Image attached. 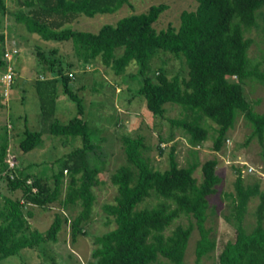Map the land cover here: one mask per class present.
<instances>
[{"label": "trees", "instance_id": "obj_1", "mask_svg": "<svg viewBox=\"0 0 264 264\" xmlns=\"http://www.w3.org/2000/svg\"><path fill=\"white\" fill-rule=\"evenodd\" d=\"M11 1L16 5L14 12L9 10L6 0H0L3 53L0 67L6 66L5 71L11 67L15 79L17 44L12 43L11 49L6 47L2 32L4 19L10 16L38 41L33 50L42 69L34 81L43 127L33 131L26 126L18 147L23 153L36 149L43 142L44 132L63 138L64 144L70 139L79 140L81 146L65 154L57 172L51 179L43 180L8 169L5 160L11 150L9 131L4 126L0 133V177L6 179L11 192L20 191L21 197L13 199L0 194V261L20 256L27 250L38 249L45 256L51 250L49 244L57 242L64 226L69 227L71 241L75 243L86 235L84 229L92 221L94 189L101 183L99 175L107 155L101 145L104 137H98V143L93 140L102 130L92 127L82 117L84 109L72 86L79 77L77 63L65 61L59 48L65 44L71 46L77 62L100 60L116 77L122 78V86L129 79H140L136 97L140 96L138 102L143 103L153 119L165 117V105L179 106L182 116L167 121L188 136L192 147L193 159L181 167L172 146L167 151L168 168L162 171L153 164L152 148L146 136H122L125 163L110 176L116 195L112 204L102 207L115 228L95 238L97 247L92 257L98 264H155L160 258L169 264H183L195 229L200 235L195 247L196 259L199 261L214 251L216 244L205 223L209 216L208 198L216 194L222 180L217 159L200 165L196 148L204 145L214 132L211 149L214 153L222 152L239 115L252 128L246 143L256 138L264 145V115L254 110L244 89L247 81L264 86V68L250 59L253 40L245 35L260 28L264 39V0H194V9L180 13L178 26L168 25L163 29H157L156 23L169 7L164 3L154 4L145 12L122 17L114 25H103L97 33L75 30L72 23L82 16L113 14L130 6L131 0ZM8 52L12 54L9 63L5 60ZM160 53L180 60L182 73L186 74L169 77L163 67H156L155 59ZM131 63L135 64V73L125 78ZM12 86L13 83L9 91ZM59 91L79 109V115L67 124H61L56 117ZM121 125L120 120L113 122V127ZM156 148L160 155L165 154V148L159 144ZM199 167L200 181L194 177ZM232 169L234 192L229 197L234 236L221 245L217 264H264L262 179L246 183L241 168ZM64 173L68 174L66 178ZM254 198L260 200L256 224L247 231L244 216ZM149 199L158 201L150 206ZM53 207L57 209L53 220L43 236L38 237L30 224L33 209ZM182 216L188 224L177 225L166 235V230Z\"/></svg>", "mask_w": 264, "mask_h": 264}, {"label": "rangeland", "instance_id": "obj_2", "mask_svg": "<svg viewBox=\"0 0 264 264\" xmlns=\"http://www.w3.org/2000/svg\"><path fill=\"white\" fill-rule=\"evenodd\" d=\"M6 1L9 10L14 12L16 5L11 0ZM160 3L166 4L169 8L157 21V29L166 28L168 25L178 26L180 13L183 10L195 8L194 0H131L130 6L126 5L113 14L96 15L93 18L82 16L72 23L74 26L72 28L78 31L97 33L105 24L114 25L124 16L145 12L151 5ZM2 32L5 35L6 47L11 49L12 43L17 44L15 49L18 50L19 55L14 60L17 72L12 82L13 88L9 91V87L8 92H6L4 90L5 85L0 81V133L4 131V126L9 131L10 150L16 157L14 169L16 172L30 173V175L41 177L43 180L51 179V176L60 168L61 158L74 148L80 147L81 142L70 139L64 144L63 138L44 132L43 142L39 147L28 153H23L19 149L18 144L26 126L33 131H40L43 127L34 81V78L42 70L38 66L33 50L38 41L23 26L15 24L10 16L4 19ZM245 35L253 40L248 54L250 59L264 68V39L261 29H252ZM53 44L57 46V43ZM59 48L65 61L77 63L76 68L79 77L72 86L76 89L74 90L75 94L80 98L84 109L82 117L92 127L102 130V134L97 135L93 140L98 143L100 141L98 137H104V142L101 145L106 152L107 159L99 175L101 183L94 189L96 202L92 221L84 229L86 235L79 237L75 243L71 241L69 227L64 226L58 234L57 242L49 244L51 250H47L45 256H41V250H27L20 256L9 257L0 261V264H98V260L92 257V252L97 247L94 240L115 228V224L106 217L102 207L104 204H112L116 195V187L111 184L110 176L125 163L121 143L122 136L135 137L137 134L146 136V142L152 148L153 164L156 169L162 171L168 168L167 151L172 146H175V153L181 167L186 166L187 162L193 159L190 154L192 147L188 136L181 129L171 126L167 121L169 118L176 119L182 116L179 106L167 104L165 105V117L153 119L147 113L143 103L138 102L140 96L136 97L140 88V79H129L128 83L122 86V78L116 77L110 68H106L100 63V60L83 61L82 59L77 62L70 45H61ZM2 54V45L0 44V60ZM155 65L156 67H163L169 77L179 73L186 74L185 72L182 73L181 61L170 54H158ZM5 69L6 66L0 67V80ZM135 70V64L131 63L126 69L125 78L135 73ZM82 72L85 76H82ZM247 82V85L244 86L247 98L252 102L254 110L264 115V86L256 81ZM79 86L83 87V90L79 89ZM101 88H103V92H101ZM78 113V105L59 91L56 105V117L59 122L67 124L71 119L78 116ZM117 120H120L122 125L113 127V122ZM251 132L250 125L243 116L239 115L234 129L228 133V141H226L222 152L214 153L211 149L214 132L209 135V139L204 145L196 148L200 165L211 159H217L219 164L218 174L222 182L216 187V194L208 198L209 216L205 223L206 228L210 230V238L215 241L216 248L198 261L195 247L200 235L195 229L188 242L183 264H217L221 245L233 239L232 225L234 222L230 218L231 199L229 197L234 192L235 176L232 167L236 166L243 170L246 183H251L264 175V145H260L256 138L246 143ZM158 144L161 148H165V154L160 155L158 153L156 148ZM248 167L252 168L251 172H246ZM64 175L65 178L68 176L66 173ZM194 177L198 181L201 180L200 167L194 173ZM261 179V190L264 192V178ZM0 194L13 199L21 197L20 191L11 192L8 189L6 179L3 177H0ZM157 201L149 199L147 204L152 206ZM259 201L258 198H254L248 204L243 221L247 231H251L256 224L255 213ZM56 211V207L48 210L33 209L34 215L30 219V224L32 229L37 231L38 237H42L48 229ZM66 213L70 218L69 213ZM75 213L74 211L73 214ZM187 224V218L184 216L178 218L166 230V235H169L177 225ZM155 264H169V262L160 258Z\"/></svg>", "mask_w": 264, "mask_h": 264}, {"label": "built area", "instance_id": "obj_3", "mask_svg": "<svg viewBox=\"0 0 264 264\" xmlns=\"http://www.w3.org/2000/svg\"><path fill=\"white\" fill-rule=\"evenodd\" d=\"M12 53H16V51H13ZM12 59V54H10L9 52L6 53L5 55V60L9 63ZM13 78H14V72L12 71L11 67H9L7 69V71H5L1 77V82L5 85V91L8 92V88L10 87L12 81H13ZM5 162L7 163L8 165V169L10 171H13L15 169V164H16V157L9 153L6 157V160ZM251 167H248V169L246 170V172H251ZM242 174L243 173V170H242ZM10 178L13 179V175L12 174H9ZM260 178H264V175L260 176Z\"/></svg>", "mask_w": 264, "mask_h": 264}, {"label": "crops", "instance_id": "obj_4", "mask_svg": "<svg viewBox=\"0 0 264 264\" xmlns=\"http://www.w3.org/2000/svg\"><path fill=\"white\" fill-rule=\"evenodd\" d=\"M78 88H81V86H79Z\"/></svg>", "mask_w": 264, "mask_h": 264}]
</instances>
